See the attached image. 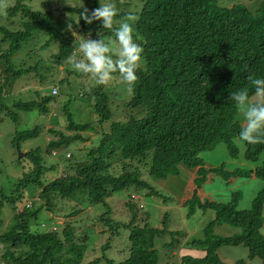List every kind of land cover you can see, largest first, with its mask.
<instances>
[{"label":"trees","instance_id":"trees-1","mask_svg":"<svg viewBox=\"0 0 264 264\" xmlns=\"http://www.w3.org/2000/svg\"><path fill=\"white\" fill-rule=\"evenodd\" d=\"M29 1L10 0L13 5L7 6L9 0H0V79H4L0 94L30 74L42 82L41 86L44 84L43 89L53 74H60L62 77L52 81L47 91L34 89L33 100L19 107L49 117V106L56 107L65 95L68 124L63 131L58 123H50L44 149L33 148L25 159L18 158V162L25 160L31 166L23 167L9 195L1 191L0 264H81L89 236L78 235L69 218H77L96 205L106 209L100 221L109 229L103 234L114 238L122 227L129 231L126 260L106 259V264H170L171 259L181 264H225L218 254L223 246L248 249V259L237 264L256 258L264 264V187L254 195L250 209H239V191L232 192L225 202L198 194L210 175V180L217 176L227 184L241 177L264 182V142L239 139L244 119L230 100L231 92L238 90L248 91L252 100L253 80L264 78V0H244L253 8L237 0H228L227 7L219 0H139L133 11H121L128 4L116 1L119 9L112 29L103 28L102 21L89 25L81 20L71 31L60 30L52 11L35 10ZM87 1L90 9L68 6L66 11L80 18L83 11L91 13L101 6L100 0ZM130 14L137 17V42L144 49L137 80L130 86L132 98L123 111H117L120 120L113 121L111 94L107 92L110 80L106 84L95 81L97 86L83 90L79 98H87L95 107L98 118L94 123L102 128L78 123L69 113L71 94L61 87L71 91L70 78L81 80L91 75L75 70L70 57L74 52L82 55L78 46L87 37L111 39L115 45L114 30ZM118 76L124 81L118 72L112 79ZM106 122H111L108 127L103 126ZM39 132L36 126L18 133L14 144L36 139ZM261 138L264 141V133ZM74 147L77 157L71 150ZM53 152H66L65 161L55 162ZM213 156L223 159L222 163L240 164L230 163L226 168L212 160ZM48 157L54 159L53 165L46 164ZM181 175L195 185L192 196L182 202L185 219L198 210L204 215L209 210L214 212L201 238L191 237L186 229H176L179 225H171L166 217L154 227L151 214L141 207L142 192L145 197L156 198L154 202H174L173 196L163 195L151 182L164 183L167 192L175 189H167V183H177L173 179ZM129 189L132 192L127 199L116 197ZM134 193L140 197L138 201L132 197ZM113 197L121 209L129 210L127 222L111 218L108 201ZM57 204L65 206L60 211L65 219L62 224L53 215ZM46 216L49 219L44 222ZM43 224L47 229L39 231L37 227ZM223 225L240 232L219 236L215 230ZM110 242L103 251L110 248ZM183 246L201 249L204 256L181 257L176 252Z\"/></svg>","mask_w":264,"mask_h":264},{"label":"rangeland","instance_id":"rangeland-1","mask_svg":"<svg viewBox=\"0 0 264 264\" xmlns=\"http://www.w3.org/2000/svg\"><path fill=\"white\" fill-rule=\"evenodd\" d=\"M112 4L119 1L121 3H127L128 6L122 7L121 11H133L136 9L138 4L141 3L139 0H111ZM236 3H242L247 5L249 8H253L252 3L244 0H237ZM33 9L42 11V12H53L55 16L54 20L56 26L62 30L67 31V25L72 17L79 19V16L75 13L66 11L68 6L76 7L79 9H90L89 2L87 0H30L28 3ZM219 4L221 6H229L228 0H219ZM12 6L13 3H7V6ZM233 5V4H232ZM117 11L118 7L115 6ZM4 9V8H3ZM3 20H0V23ZM73 25L75 24L72 21ZM75 30L74 32H76ZM79 37V36H78ZM115 46V45H114ZM41 67V66H40ZM141 67V64L140 66ZM42 69V67H41ZM46 70V69H45ZM32 74L25 76L23 79H19L14 81L11 86H9L6 90L4 89L3 92L0 94V197L1 191L5 194L9 195L12 191L13 185L16 182V178L22 176L23 167L25 165L31 166L24 161L18 162L19 158V151L22 153L25 152V155L22 156L23 159L26 158V153L36 147H41L44 149L46 141L49 139V135H47L48 126L50 123L53 125L59 124L58 126L61 127L63 131H65L64 127L68 124L67 117L65 114L68 112L65 111L64 106L67 103L68 97L62 96L58 99V103L56 107L50 105L49 108L51 109L52 115H42L40 116L37 110L34 111H25L19 107L21 103H27L33 100L34 96V89H43L40 84L42 82L39 79L30 80ZM62 75L60 74H53L52 78H49L46 82L47 87L43 89V91H47L49 84L53 83L52 81H58ZM30 80V85L28 86L27 80ZM76 79V78H75ZM73 77L70 78L72 90L68 91L66 87L62 86L61 88L64 90L63 92H67L71 94L72 101L69 102V113H72L75 120L78 123H94L98 116H96V110L94 106L89 104V100L79 98L80 94L83 93V90H93L97 84L93 78H83L81 80L76 79ZM4 79H0L2 83ZM108 93L111 94V101H110V108L115 116L113 121L120 120L117 111L124 110V104L128 102L132 98V89L131 87L118 76L116 78L110 79V84L108 86ZM252 102H263L262 97H258L256 94L251 100ZM94 104V102H93ZM240 116L244 119L243 112L240 110ZM12 117H16L17 120H13ZM112 122V121H111ZM111 122L103 123V126L108 127ZM245 123V120H244ZM36 126L39 127L40 134L39 137L36 139H31L25 142H21L20 145L16 146L14 144V138L18 133L29 131L34 129ZM95 129H101L102 126L100 124L94 123ZM106 131V130H105ZM93 137V136H92ZM83 146V145H82ZM81 146V147H82ZM19 150V151H18ZM74 155L77 157L76 148H71ZM65 153H60L55 157V162L65 161ZM21 158V159H22ZM50 157L45 159L47 161V165H53L51 162ZM54 160V159H52ZM214 161L217 164L225 162L220 157H214ZM27 161V159H26ZM66 163H69L66 160ZM240 164L236 162H228L222 163L225 164L226 168H230L232 164ZM244 163V162H243ZM216 164V163H215ZM214 164V165H215ZM220 165V164H219ZM244 166L246 164L244 163ZM28 168H25V172H28ZM209 178L211 179L212 176L210 175ZM208 180L205 185H203L202 189L198 191V194L201 197H205L204 194L210 198L215 199L216 201H222L226 198H230L231 193L235 191H239L242 196L241 202H239V209H250L251 203L253 201L254 195L259 192L264 187V182L257 180L255 178L245 179V178H238L237 180L231 182V184H227V182L222 179L221 177L214 176L212 180ZM177 183H167V189L165 192L163 186L164 183L160 182H151L158 186L163 192V195H170L173 196L174 202H168V204H162V201L154 200L156 198L145 197V192H142V198L140 199L141 203H143V207H145V212L151 214V224L155 226H159L162 224L163 219L165 217L170 219L171 225L177 227L176 229H186L191 232L190 236L201 238L203 235L204 226L210 221L214 215V212L209 210L204 215L199 210L196 214L190 218L189 220L185 219L186 211L182 207V202L185 199H188L192 196V193L195 191V185L192 183V180H188L184 175H181L180 178L173 179ZM160 183V184H159ZM174 190V191H173ZM130 192V189L118 194V198L127 199ZM36 195L38 192L35 193ZM133 195H136L135 193ZM113 197L109 199V209H111V218L116 221H121V223H125L128 221L130 215H126L129 210L125 209L126 207L117 205L115 198ZM163 197V196H162ZM165 197L161 198L163 200ZM111 205V206H110ZM57 208V209H56ZM156 208V209H155ZM6 210H9V206L5 207ZM65 206L62 204L55 205L53 215L56 216V220L58 224H62L65 219L64 216L60 213V211H64ZM181 209V210H180ZM105 208L102 205H96L93 209H87L77 218H69L70 222H73V226L76 228V233L81 236L88 235L89 241L87 246V251L84 257V260L81 264H91L94 261L99 260L98 264H106V259L113 260L115 262H122L127 258V245H128V236L129 231L128 229L120 230V234L112 238L111 234H103L104 230H108L106 226L100 221V216L105 212ZM184 210V211H182ZM121 212L123 215L120 214ZM48 214V213H47ZM45 215V213L43 214ZM264 217V213H263ZM49 216H46L43 219L44 222H47ZM36 225V223H35ZM81 227H77V226ZM151 225V226H152ZM43 224V226L37 227L39 231H45L47 227ZM182 227V228H181ZM264 227V225H263ZM60 228V226H58ZM240 231L236 228H233L229 225H223V228H219L215 230V233L222 237H228L229 235L232 236L234 234L239 233ZM262 233L264 234V228H262ZM110 248L103 251V246L110 241ZM190 248L185 246L184 249L179 251V255H189V254H197L198 251L201 249H197L196 247H192L191 251ZM220 259L225 264H237L241 260L248 259V250L244 247H231V246H223L218 251ZM253 263L251 264H260V260L258 258L253 259ZM170 264H178L177 260H170ZM246 264H248L246 262Z\"/></svg>","mask_w":264,"mask_h":264},{"label":"clouds","instance_id":"clouds-1","mask_svg":"<svg viewBox=\"0 0 264 264\" xmlns=\"http://www.w3.org/2000/svg\"><path fill=\"white\" fill-rule=\"evenodd\" d=\"M100 4L101 6L91 13L87 10L80 13L79 19L72 17L67 25L68 30L73 29L72 21L79 26L81 20L89 25L94 21H102L103 28L112 29L113 19L117 16L118 11L113 4L101 3V0ZM136 20L137 17L130 14L119 23V26L114 30L115 46L111 39L105 41L103 38L91 39L87 37L82 40L77 50L82 55L78 56L77 52H74L70 57L74 69L84 74H90L98 84H106L112 78V74L118 72L129 86L133 85L137 80L136 73L144 52L141 44L137 42ZM113 53H115V59ZM253 85L255 94L264 98V78L253 80ZM230 100L243 112L245 120L239 133V139L247 143L264 142L261 138V134L264 133V102H252L249 92L246 90L231 92ZM23 153L25 155V152ZM52 154L55 159L56 152ZM67 157L69 158L70 154Z\"/></svg>","mask_w":264,"mask_h":264},{"label":"crops","instance_id":"crops-1","mask_svg":"<svg viewBox=\"0 0 264 264\" xmlns=\"http://www.w3.org/2000/svg\"><path fill=\"white\" fill-rule=\"evenodd\" d=\"M204 196H205V194H204ZM221 227L223 228V226H220V227H217V229H219V228H221ZM263 228H264V227H263ZM188 231H189V230H188ZM189 233L191 234L190 231H189ZM184 247H185V246L181 247V249H184ZM239 247H243V246H239ZM244 248H245V247H244ZM181 249H180V250H181ZM245 249H247V248H245ZM180 250H179V251H180ZM189 250L191 251V248H190ZM199 250H200V249H199ZM247 250H248V249H247ZM179 251L176 252V254L179 255ZM248 253H249V251H248ZM179 256H181V257H183V256H193V257L201 258V257L204 256V252L201 250V251H198L196 255L191 253V254H189V255H186V254H185V255H179ZM248 257H249V254H248ZM253 261H254V260L248 261V264L253 263ZM177 262H179L178 264H181L179 260H177ZM260 264H261V262H260Z\"/></svg>","mask_w":264,"mask_h":264},{"label":"water","instance_id":"water-1","mask_svg":"<svg viewBox=\"0 0 264 264\" xmlns=\"http://www.w3.org/2000/svg\"><path fill=\"white\" fill-rule=\"evenodd\" d=\"M24 155L21 151H19V159Z\"/></svg>","mask_w":264,"mask_h":264},{"label":"built area","instance_id":"built-area-1","mask_svg":"<svg viewBox=\"0 0 264 264\" xmlns=\"http://www.w3.org/2000/svg\"><path fill=\"white\" fill-rule=\"evenodd\" d=\"M55 93V92H54ZM134 199H139V197L137 196V195H133L132 196ZM141 207H142V205H141Z\"/></svg>","mask_w":264,"mask_h":264}]
</instances>
